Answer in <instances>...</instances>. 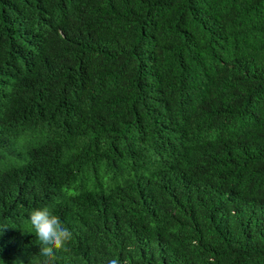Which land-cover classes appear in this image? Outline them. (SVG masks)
<instances>
[{
    "label": "trees",
    "instance_id": "obj_1",
    "mask_svg": "<svg viewBox=\"0 0 264 264\" xmlns=\"http://www.w3.org/2000/svg\"><path fill=\"white\" fill-rule=\"evenodd\" d=\"M0 264H264V0H0Z\"/></svg>",
    "mask_w": 264,
    "mask_h": 264
},
{
    "label": "clouds",
    "instance_id": "obj_2",
    "mask_svg": "<svg viewBox=\"0 0 264 264\" xmlns=\"http://www.w3.org/2000/svg\"><path fill=\"white\" fill-rule=\"evenodd\" d=\"M39 230L46 231V232H52L55 229H53V228H47V227H44L43 226V227H40ZM32 238L35 240V237L32 236ZM38 244H39V246L42 245V241H39Z\"/></svg>",
    "mask_w": 264,
    "mask_h": 264
}]
</instances>
